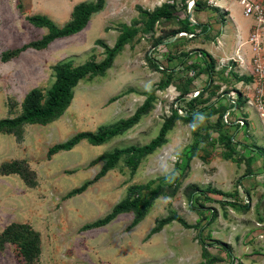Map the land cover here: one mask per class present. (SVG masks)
I'll return each instance as SVG.
<instances>
[{
  "label": "rangeland",
  "instance_id": "rangeland-1",
  "mask_svg": "<svg viewBox=\"0 0 264 264\" xmlns=\"http://www.w3.org/2000/svg\"><path fill=\"white\" fill-rule=\"evenodd\" d=\"M95 1L0 0V120L42 107L53 67L99 63L120 34L138 31L46 123L0 130V264H264V78L253 76L259 57L264 69V0L262 21L239 0H103L79 33L29 47L48 33L29 18L61 28L75 6ZM159 7L173 16L146 29ZM237 27L250 34L235 39ZM147 97L148 112L121 134L57 149L119 124ZM174 114L136 168L121 156L102 174L110 154L148 144ZM136 188L149 200L141 220L128 210L91 226Z\"/></svg>",
  "mask_w": 264,
  "mask_h": 264
},
{
  "label": "trees",
  "instance_id": "trees-1",
  "mask_svg": "<svg viewBox=\"0 0 264 264\" xmlns=\"http://www.w3.org/2000/svg\"><path fill=\"white\" fill-rule=\"evenodd\" d=\"M103 6V0H96L95 3L79 4L73 8L74 18L70 22L66 23L61 28L56 27L51 20L44 16H33L28 21L38 27L46 28L48 33L40 41L32 43L29 47L34 49H43L49 43L55 39L69 37L77 34L84 29L90 16L101 10ZM173 14L165 7L155 8L147 18L145 23L146 29H152L154 24L161 18H171ZM138 33L137 29L125 30L117 38L114 46L108 51L106 57L99 63L88 62L83 65L75 66L72 68H65L60 65L53 67L55 72V81L52 83L50 88L46 91V99L42 107L32 108L27 110L21 116L15 119H4L0 120V130L4 128H13L22 124H44L51 119L57 111L65 106V104L72 98L71 89L76 83L86 74L98 75L103 74L109 69L117 55L121 50L122 46L128 40L132 39ZM199 57H202V53H198ZM203 58V57H202ZM211 58V57H210ZM204 59V58H203ZM205 60V59H204ZM209 60V59H208ZM212 60L208 61L209 65L206 64L208 70L209 82L211 79L212 66H210ZM200 93V91H199ZM183 95H188L183 94ZM151 99L147 97L141 106H139L134 113L119 124L105 128L98 131L95 134H80L76 135L69 141L57 146V149L68 150L76 145L80 140L85 139L87 142L93 145L101 144L107 139L121 134L125 130L131 128L139 119L148 112L150 107ZM179 116L171 115L161 125L158 134L148 144L135 147L130 146L124 149L116 150L110 154L106 161V167L102 170V174L111 169L119 160L121 156H126L125 164L127 167L134 169L137 167L139 161L154 152V150L160 147L165 141L166 133L171 129L175 118ZM143 188L134 189L135 195L131 199H125L117 204L111 214L106 216L104 219L95 222L92 227H100L111 221L116 215L126 212L128 210L134 211L135 217L133 224H136L144 216L145 210L149 206V200L144 198L141 194ZM177 218V217H175ZM177 220H180L177 218ZM166 220L158 222L151 232L155 233L162 228ZM181 222V221H180ZM184 225V223H182ZM185 226V225H184ZM206 256V254H205Z\"/></svg>",
  "mask_w": 264,
  "mask_h": 264
},
{
  "label": "built area",
  "instance_id": "built-area-1",
  "mask_svg": "<svg viewBox=\"0 0 264 264\" xmlns=\"http://www.w3.org/2000/svg\"><path fill=\"white\" fill-rule=\"evenodd\" d=\"M239 3L242 6L246 16L253 15L257 21L262 20L261 19V17H262L261 12L259 11L260 0H239ZM180 35L186 36L185 33H181ZM192 36L193 35H191V34L188 35L189 38ZM251 41L256 42L255 39H252ZM256 68L259 71L258 74H261L262 69L259 66H257ZM198 94H199V91L194 92V95H198ZM178 112H179V114H182L181 110H178ZM237 123L239 124L240 127L244 125L243 120H240V119L237 120Z\"/></svg>",
  "mask_w": 264,
  "mask_h": 264
},
{
  "label": "crops",
  "instance_id": "crops-1",
  "mask_svg": "<svg viewBox=\"0 0 264 264\" xmlns=\"http://www.w3.org/2000/svg\"><path fill=\"white\" fill-rule=\"evenodd\" d=\"M216 1V4H221V0H215ZM261 19H262V17H261ZM263 20V19H262ZM234 32H235V39H236V35H238V34H240V36H241V38L243 39L246 35H248V34H250L249 32H245L242 28H240L239 27V29H238V27H237V29H234ZM252 37V39H255L256 40V44H259V40H260V35H259V33H256L255 35H252L251 36ZM207 52H209V54L212 56V57H214L212 54H211V52L210 51H208V50H206ZM209 55V56H210ZM240 57V56H239ZM262 60V58L261 57H259L258 58V60H256V63H254V69H253V76H254V80H260V79H262V78H264V69H262V67H261V63L259 64V61H261ZM240 62V61H239ZM242 63L243 62H241V63H237V65L235 66V67H237V68H243V67H245V65L243 66L242 65ZM257 66H259L262 70H261V78L258 76V69L256 68ZM229 72V71H228ZM227 74V73H226ZM240 81V80H239ZM240 83H242V81H240V82H237L236 84H237V86H240ZM238 94V93H237Z\"/></svg>",
  "mask_w": 264,
  "mask_h": 264
},
{
  "label": "bare ground",
  "instance_id": "bare-ground-1",
  "mask_svg": "<svg viewBox=\"0 0 264 264\" xmlns=\"http://www.w3.org/2000/svg\"><path fill=\"white\" fill-rule=\"evenodd\" d=\"M227 11H229L228 9H227ZM233 14H230L229 15V18L232 16ZM234 20V19H233ZM233 20H232V22H233ZM260 21H262V20H260ZM236 22V21H235ZM263 23V22H262ZM233 24V23H232ZM231 24V25H232ZM237 24V23H236ZM264 24V23H263ZM236 26H238V24L236 25ZM240 26V25H239ZM233 27V26H232ZM239 29V28H238ZM238 39V38H237ZM242 45V43H241V41H238V44H237V48H236V51L238 50V46H241ZM236 56H238V53H236Z\"/></svg>",
  "mask_w": 264,
  "mask_h": 264
}]
</instances>
